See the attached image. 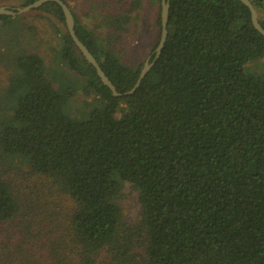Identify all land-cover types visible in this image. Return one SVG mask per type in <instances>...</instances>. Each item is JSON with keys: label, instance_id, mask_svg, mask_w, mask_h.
I'll return each mask as SVG.
<instances>
[{"label": "trees", "instance_id": "trees-1", "mask_svg": "<svg viewBox=\"0 0 264 264\" xmlns=\"http://www.w3.org/2000/svg\"><path fill=\"white\" fill-rule=\"evenodd\" d=\"M62 1L116 90L130 91L144 62L123 60L142 0H90L87 23ZM147 2L157 7L151 56L161 0ZM251 2L264 28V0ZM32 11L49 18L62 60L99 107L78 120L41 56L14 57L0 152L27 170L22 182L13 164L0 174V264H264V78L245 71L264 58V36L249 8L170 0L159 59L118 97L80 53L62 8ZM125 185L139 194L134 223L119 205Z\"/></svg>", "mask_w": 264, "mask_h": 264}, {"label": "rangeland", "instance_id": "rangeland-1", "mask_svg": "<svg viewBox=\"0 0 264 264\" xmlns=\"http://www.w3.org/2000/svg\"><path fill=\"white\" fill-rule=\"evenodd\" d=\"M72 10L87 23L92 18L90 0H65ZM20 0H0V6L8 8H20ZM145 8L139 25L137 35L131 40V45L126 51L124 62L134 65L144 62L149 57L152 47L157 40V28L155 18L157 7H152L147 0H142ZM14 20H6L0 23V104L7 102V89L9 78L13 72L14 57L26 53H36L44 59L47 80L59 91L73 94L68 104V110L78 120H86L90 112L98 108L99 102L93 94L85 95L84 79L72 71L61 58V46L52 38V24L48 17H43L41 11H30ZM264 20V15L261 16ZM245 71L256 78H264V58L249 62ZM15 96V95H14ZM15 103V98L12 99ZM16 157L4 156L0 152V174L12 167L13 172L24 176L27 168L15 162ZM124 216L128 222L134 223L139 218L140 204L139 194L128 185H125L119 200Z\"/></svg>", "mask_w": 264, "mask_h": 264}, {"label": "water", "instance_id": "water-1", "mask_svg": "<svg viewBox=\"0 0 264 264\" xmlns=\"http://www.w3.org/2000/svg\"><path fill=\"white\" fill-rule=\"evenodd\" d=\"M239 1H241L245 6L249 8L250 13H251L252 25L261 35L264 36V28L260 24L258 12L255 9L254 5L252 4L251 0H239ZM48 2H55L62 8L67 30L70 36L72 37L75 45L79 49L82 56L86 59V61L95 68L97 75L99 76L102 83L111 90L112 94L115 97L133 94L139 88L146 74L150 71V69L153 67L155 62L159 59L162 53V50L164 48V45L168 38V18H169L170 0H161V33H160L159 43L155 51L153 52V54L146 59L135 86L130 91L126 92L125 94H121L116 90L113 83L110 81V79L107 77L105 72L102 70L96 58L92 55V53L85 46V44L82 43L80 39L78 38L76 31H75L74 16L70 8L62 0H37L32 4H29L27 6L20 7V8H15V9L8 8L6 6H0V15L17 17L22 14L28 13L32 10L38 9Z\"/></svg>", "mask_w": 264, "mask_h": 264}]
</instances>
